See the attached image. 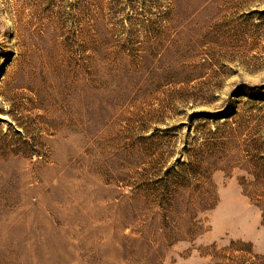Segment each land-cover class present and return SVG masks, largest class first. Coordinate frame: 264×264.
<instances>
[{
	"label": "rangeland",
	"instance_id": "374dc122",
	"mask_svg": "<svg viewBox=\"0 0 264 264\" xmlns=\"http://www.w3.org/2000/svg\"><path fill=\"white\" fill-rule=\"evenodd\" d=\"M0 264H264V0H0Z\"/></svg>",
	"mask_w": 264,
	"mask_h": 264
}]
</instances>
